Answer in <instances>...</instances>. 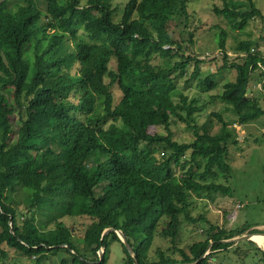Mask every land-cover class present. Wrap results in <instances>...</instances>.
Listing matches in <instances>:
<instances>
[{
  "label": "trees",
  "instance_id": "trees-1",
  "mask_svg": "<svg viewBox=\"0 0 264 264\" xmlns=\"http://www.w3.org/2000/svg\"><path fill=\"white\" fill-rule=\"evenodd\" d=\"M114 1L0 0V262L15 252L34 264L51 257L59 264H108L113 241L121 246L123 264H208L210 255L235 244L222 241L258 234L211 226L215 232L188 253L177 249L181 260L158 249L160 260L149 258L157 236L176 246L182 217L202 220L190 216L189 193L229 194L216 181L230 171L233 132L215 112L197 125L198 98L181 91L174 99L178 79L199 62L185 56V40L169 31L176 19L188 28L190 0ZM217 1L211 10L231 29L263 19L252 0ZM187 35L192 44L193 34ZM225 38L222 31L223 68L236 76L218 97L245 125L264 115L246 95L255 73L257 83L263 81L264 59L247 44L242 63L228 65ZM197 85L208 92L217 83L207 76ZM113 86L122 95L115 105ZM172 119L193 132L192 142L149 131L168 129ZM215 121L220 128L213 133ZM66 218L85 219L84 253ZM107 229L121 231L133 255L115 232L103 236ZM208 247L211 253L202 258Z\"/></svg>",
  "mask_w": 264,
  "mask_h": 264
},
{
  "label": "rangeland",
  "instance_id": "rangeland-1",
  "mask_svg": "<svg viewBox=\"0 0 264 264\" xmlns=\"http://www.w3.org/2000/svg\"><path fill=\"white\" fill-rule=\"evenodd\" d=\"M252 1L262 12L263 19L251 20L247 28L242 31L231 29L226 21L218 18L212 12L211 9L214 4H220L217 0H190L188 28L184 27V20L182 19H176L170 23L169 31L174 38L178 42L185 40L182 43L185 56L196 58L199 61L198 63L192 61L188 67V75L178 79L174 99L178 101L177 94L181 91L189 98H198L201 102L202 112L195 116L197 125L203 124L207 120V116L215 112L220 114L222 119L228 123L229 130L233 132L226 157L230 171L227 174L220 173L216 181L218 184L229 187V194L189 193L190 216L194 219L202 218V220L191 223L182 217V228L175 247L157 236L149 251V258L152 261L160 260L158 251H162L165 256H170L175 260H181L177 249L188 253L192 244L204 240L216 229L228 233L242 227H248V231H254L260 234L259 236L264 234V115L248 124L240 125L232 106L225 104L218 97L224 84L234 81L236 76L234 70L223 68L225 63L218 44L219 35L222 31L226 33L224 50L228 65L230 63H242L247 55V44H250V52H258L264 59V0ZM119 2L123 3L125 0H115L114 4L117 6ZM188 32L193 34L192 44L188 42ZM173 60L175 61V59ZM193 72H196L197 75L184 88V82ZM207 76H211L217 86L208 92H201L197 84ZM257 80H259V74L255 73L248 83L249 91L246 95L251 96L264 109V79L259 83ZM111 92L113 105H115L122 95L117 86H113ZM9 104H15L12 98H10ZM97 116L101 115L97 114ZM18 123V116L14 113L12 116L13 128H16ZM219 128L220 124L215 121L213 133L218 132ZM149 131L161 135L169 133L175 141L180 143H189L194 140L193 132L175 119L171 120L168 129L151 126ZM94 166V161H91L89 168L93 170ZM96 193L100 194L101 189L96 188ZM64 222L69 228H72L73 241L80 246L79 250L84 253V248L81 247H84L85 219L66 218ZM211 226L215 228V231H211ZM246 234L248 232L243 235ZM260 246L252 239L240 241L223 251L210 255L208 264H264V245ZM210 253L207 250L204 256ZM107 255L108 264H123L122 257L124 255L118 243L109 242ZM59 263L60 258L51 257L44 264ZM0 264L34 263L32 259L22 254L10 252Z\"/></svg>",
  "mask_w": 264,
  "mask_h": 264
},
{
  "label": "water",
  "instance_id": "water-1",
  "mask_svg": "<svg viewBox=\"0 0 264 264\" xmlns=\"http://www.w3.org/2000/svg\"><path fill=\"white\" fill-rule=\"evenodd\" d=\"M110 232H115V233L117 234L118 238L120 239V241L123 243V245H124L125 248L127 249L128 253H129L130 255H133V250H132L130 244L126 241V239H125L123 233H122L121 231H115L114 229H107V230H105V231L103 232V236L108 235ZM253 235H255V234H246V235H242V236H239V237L231 238V239H228V240H225V241H222V242H223V243H238V242L243 241V240H251V237H252ZM262 235H264V234H262ZM65 246H66V245H62V246H59V247H65ZM210 246H211V245H209V247H210ZM209 247H208L207 250H209ZM103 253H104L103 249H100V250H99V259H102V257H103ZM204 257H205V256H203L202 258H204ZM202 258H201V259H202ZM201 259H200V260H201ZM134 264H137V262L134 261Z\"/></svg>",
  "mask_w": 264,
  "mask_h": 264
},
{
  "label": "bare ground",
  "instance_id": "bare-ground-1",
  "mask_svg": "<svg viewBox=\"0 0 264 264\" xmlns=\"http://www.w3.org/2000/svg\"><path fill=\"white\" fill-rule=\"evenodd\" d=\"M259 235L260 234H255L254 236L251 237V239L257 242L259 245L263 246L264 245V238H263L264 235L263 236H259Z\"/></svg>",
  "mask_w": 264,
  "mask_h": 264
}]
</instances>
